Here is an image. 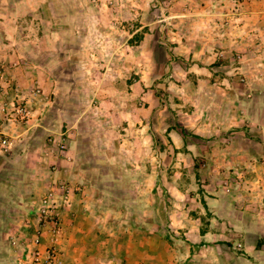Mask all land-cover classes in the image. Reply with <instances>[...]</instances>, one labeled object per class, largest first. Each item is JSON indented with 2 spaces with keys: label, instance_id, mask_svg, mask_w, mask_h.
Masks as SVG:
<instances>
[{
  "label": "rangeland",
  "instance_id": "1",
  "mask_svg": "<svg viewBox=\"0 0 264 264\" xmlns=\"http://www.w3.org/2000/svg\"><path fill=\"white\" fill-rule=\"evenodd\" d=\"M2 64L24 67L27 127L42 104L15 165L29 180L7 172L0 264H46L52 243L78 264L61 250L78 237L109 260L83 264L264 251V0H0Z\"/></svg>",
  "mask_w": 264,
  "mask_h": 264
},
{
  "label": "crops",
  "instance_id": "2",
  "mask_svg": "<svg viewBox=\"0 0 264 264\" xmlns=\"http://www.w3.org/2000/svg\"><path fill=\"white\" fill-rule=\"evenodd\" d=\"M24 67L22 65H20L17 68V73L16 75H8L9 73V68L7 67V65L2 64L0 65V118H5L7 113L10 112L12 110V105L14 104L15 101H20L21 98L24 99L26 96H29V92L28 90H25L26 88H16V91L12 89V87L10 86L11 83L14 85L15 83H17V81L21 80L22 78V73H23V69H21ZM16 76V77H15ZM18 78V79H16ZM16 80V81H15ZM27 85L29 84V82L32 79H28L27 78ZM23 82V81H22ZM30 87V85H28ZM36 97L31 99V106L33 109L34 106V112H33V120H31V124L27 127V125L25 127H16L14 126L11 122H5V130L13 135L16 136V145L13 148V150L7 152V153H0V208H4L5 210H11L12 209V205L10 204V199L9 198H5L2 199L1 196L4 194L6 197H9L10 194H12L10 192L11 187H9L7 184V182L10 180V175L7 174V172L11 171L10 169H17L15 166L17 164V161H19L21 158H25V151L27 145L24 147V141L25 138L30 134L32 135V133H34V131L36 130V128H39L38 126H40L39 120H40V116H38V112L40 113V106L39 104H42V100L40 99H35ZM37 100V101H36ZM36 108V109H35ZM34 143V142H32ZM35 144H29V149L32 150L34 149ZM28 149V150H29ZM29 150V151H30ZM30 154V153H28ZM11 163H14L15 167H10ZM22 161H20V165L19 168L17 169L18 171H16V178L15 180L19 181V182H26L27 180H29V174L24 172V168H22L21 165ZM12 172V171H11ZM12 175V174H11ZM19 176V177H18ZM19 196V195H17ZM1 210V209H0ZM72 223H79L77 221L72 222ZM231 224H235V223H231ZM251 225L255 226V232L256 234L258 233V228L261 227V223H251ZM85 239H82V237H78L77 240L76 238L73 239H65L62 241V246H61V250H62V255L65 253V250H68V246L72 245V252L73 255H75L76 258H73V260L75 259L76 262L78 261V264H83L84 261H103V259H105V261H109L107 258H102V255L104 256V254H101L99 252H95L92 253L91 251H85V247H82L83 244H85ZM88 240V238L86 239ZM138 243V239L136 241V244ZM217 248V247H216ZM139 247L137 245V249L132 253V256H134L135 260H138L137 258L139 257ZM224 247H220V250H223ZM249 250H251V252L249 253V255L251 256L250 260L252 261V264H262L259 263L257 260L258 258L263 254L264 251L261 250H257L254 246H250ZM66 254V253H65ZM112 255V254H111ZM127 253H115V256L111 259L114 261H120L123 264H127V260L125 261ZM116 256H120L119 258H117ZM64 257V256H63ZM110 259V258H109ZM138 261H134L133 264H137ZM109 264V263H107Z\"/></svg>",
  "mask_w": 264,
  "mask_h": 264
},
{
  "label": "built area",
  "instance_id": "3",
  "mask_svg": "<svg viewBox=\"0 0 264 264\" xmlns=\"http://www.w3.org/2000/svg\"><path fill=\"white\" fill-rule=\"evenodd\" d=\"M31 118V110L28 105V101L26 99H22L18 101L17 103H14L12 105V110L7 113L5 118H0V153H7L11 150L16 145V136H13L9 134L5 130V122H11L14 126L16 127H25L28 125L30 122ZM52 200L49 199H44V211L47 209L52 210V214L50 218L52 219V222L54 223L55 226V233H58V228L60 227L61 219H60V207L63 205L61 204H52ZM55 240V238L53 239ZM38 241V239H37ZM39 254V253H38ZM44 261L46 264H61L62 262L60 261L58 257V252L57 248L52 243L50 247H48L46 253H45ZM40 257H37L39 259Z\"/></svg>",
  "mask_w": 264,
  "mask_h": 264
}]
</instances>
